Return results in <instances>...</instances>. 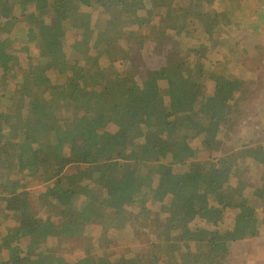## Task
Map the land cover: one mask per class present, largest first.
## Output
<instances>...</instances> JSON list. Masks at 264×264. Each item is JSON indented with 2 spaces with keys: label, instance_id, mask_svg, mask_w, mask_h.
Here are the masks:
<instances>
[{
  "label": "trees",
  "instance_id": "16d2710c",
  "mask_svg": "<svg viewBox=\"0 0 264 264\" xmlns=\"http://www.w3.org/2000/svg\"><path fill=\"white\" fill-rule=\"evenodd\" d=\"M14 1L0 0L16 30L14 40L10 29L0 34V77H10L14 97L23 94L26 108L21 127L13 95L0 96V238L7 243L10 236L12 244L11 249H0V264H62L63 258L29 255L24 241L43 232L52 237L54 230L68 239L85 229L92 233L83 235L91 245L83 255L84 264H264L255 260L254 252L232 250L239 238L242 242L247 235L255 239L262 234L264 167L258 179H245L237 148L254 140L253 128L263 121L259 107L240 101L234 87L228 93L224 90L230 84L225 76L229 62L242 48L259 57L263 52L264 57L260 51L264 33L250 41L245 35L221 39L230 33L223 25L230 9L220 4L222 0L215 4L171 0L165 5L139 0L136 21L110 14L112 8L133 4L131 0H26L19 7ZM196 4L208 8L203 11L207 18L200 14V19L183 24L196 15L192 12ZM53 5L68 20L48 40L57 49L48 47L45 34H38ZM186 10L192 13L184 19ZM174 16L176 26H172ZM160 20L173 28L178 48L173 42L161 44L169 32L164 27L154 32ZM216 22L217 31L208 34ZM199 25L206 30L205 40L197 36ZM112 31L116 35L111 42L97 39ZM213 40L217 41L207 53L189 51L200 41ZM226 42L229 45L224 47ZM122 48L147 60L138 66L114 59L113 73L100 69L101 78L107 79L97 83L96 71L89 72L100 63L96 58L118 57ZM91 55H96L94 61ZM192 57H196L194 67L187 65ZM59 65L68 66L67 72L61 67L60 72L81 91L86 108L60 100L56 83L40 82L44 74L57 72ZM184 82L195 89L193 103L183 95ZM52 90L55 98L49 101L46 94ZM32 104L37 109H28ZM46 106L51 109L49 117ZM29 110L50 128L33 132ZM79 113L83 117L87 113L89 120L77 124L75 136L64 137L59 118ZM110 133L124 142L111 140ZM213 141L222 143V152L209 155ZM242 150L247 156V147ZM262 151L264 155V143H256L248 156L258 161ZM43 175L48 176L39 181L45 184L35 194L26 189L28 178ZM84 211H89L87 219ZM117 225L132 229L133 245L112 240L101 249L93 242L104 235L114 239L111 230ZM254 243L245 248L252 249L246 246Z\"/></svg>",
  "mask_w": 264,
  "mask_h": 264
},
{
  "label": "rangeland",
  "instance_id": "374dc122",
  "mask_svg": "<svg viewBox=\"0 0 264 264\" xmlns=\"http://www.w3.org/2000/svg\"><path fill=\"white\" fill-rule=\"evenodd\" d=\"M25 1L26 0H15L14 4L16 7H19ZM158 1L159 3H163L162 5H165V3L170 2L171 0H158ZM197 1L199 2L200 0H197ZM216 1L217 0H212L211 2L212 4H215ZM131 2L133 4L128 5L125 9L122 7L112 8L110 10L111 17L116 18V16L119 15L123 21L139 20L140 19L139 15L136 13L139 10L138 6H140L139 0H131ZM220 4H222L223 7H227L230 9L229 10L230 12L228 13V17L225 19V22L223 24L224 28H228L230 30V33L223 34L221 36V39L227 38L231 35L235 37L237 36L242 37L245 35V39L250 41L254 38H258L264 33V0H256V2L253 0H222ZM23 6L28 9H31L32 7L31 5H23ZM195 7L196 8L192 12L196 13V15L193 18L184 22L183 24L189 25L194 19H200L199 18L200 14H204L203 11L205 10V6L203 8L200 4H196ZM60 8L61 10H63L62 7ZM207 10L208 8L205 10V12ZM192 12L188 13V10H186V12L182 14V17H184V19H187ZM131 14H135V15L131 17ZM218 14L220 15V17H226V15L223 12H219ZM204 18L205 19L207 18L205 14H204ZM11 20L12 19L10 18V15L5 13V11L2 8V2H0V34L4 33L6 30L9 31L10 29V31L8 32L9 37L10 39L14 40L16 37V30H13ZM177 20H178L177 16H174L172 26L177 25V22H178ZM141 21H144V20H141ZM67 22L68 20L61 18V11L57 9L55 5H53V10L50 16L46 18L45 20H42V23L44 24L38 31V34L46 35V39H47L46 44L48 45V47L57 49L56 45L53 44V42L51 44L48 43V40L53 38L58 33L59 24H65ZM218 24H219L218 22L214 23L213 28L211 29L212 31L209 32L208 34L212 35V33L217 31L216 26H218ZM237 24L241 28H236ZM115 27H116V23L112 29L115 30ZM160 27H164V29H167L169 32L168 36L164 37L165 39L163 40L161 44H165V43L170 44L169 42H173L171 44H173V46H176L174 44L179 43V38H177L176 36H173L175 35V32L172 30L173 28L171 29L169 28L170 27L169 23L167 21L163 22L162 20L156 22L154 32L160 30L161 29ZM242 28L244 29V31ZM200 29H201V32H200ZM202 29H204L203 25H199L196 31L197 33L199 32L200 35H197V36L201 40H205V35L207 33L205 29L204 30ZM240 31H243V32L240 33ZM60 33L62 34L61 31ZM115 35L116 33L112 31L111 33L107 34L105 38H102V34H101L99 38L97 39L100 41V43L102 39H106L108 42H111L113 39H115ZM19 41L20 42H17V43L22 42L20 38H19ZM105 41L102 43L103 46H105L106 44ZM215 41L217 40H213L212 42L200 41L201 45H195L189 51L192 52L193 55L196 54V51L207 53L213 47ZM223 45L224 47H227L229 44L226 42ZM164 47L171 48L169 45H164ZM209 47L210 49L207 50ZM126 48H122L118 51L117 53L119 55L118 57H113L112 54H105V55L100 56L99 58H96V55H93L97 60L100 61V63L93 66L89 72L93 73L94 71H96L95 75L99 78V79H96L98 80L97 83H102V81L104 82L107 79V77L101 78L103 77L102 76L103 70H106V72L111 73V74L113 73V70H114L113 68H116V65L112 62L114 61V59H118L121 62L128 61L138 66H141L147 60V57L146 58L141 57L142 54L137 53L133 55L132 54L133 49L131 51L130 50L127 51ZM175 48H178V45ZM260 51H264V44H263L262 49H260ZM262 53H261V57L254 56L252 55L253 54L252 52L247 51L246 48H242L236 54V56H234L229 62V72H228V75H225L227 77L226 79L230 81L229 86H226L224 88L225 92L228 93L229 87H234L233 91L235 90L237 92L236 96L239 98L240 101L252 104L257 108L259 107V113L257 114H259V117L263 121L262 125L255 126L253 128L254 129L253 135L255 134V131H257V137L254 135V140L251 139L250 143H246L244 144L245 146H240L237 148V152L241 159L240 175H243L245 179H248L249 181H254L258 179L261 174L259 169H263L262 167H264L263 151L258 155V161L248 156L253 153L252 147L254 146V144L264 143V57ZM93 56L91 55L89 57H91L90 60L94 61L95 58ZM195 58L192 57L191 60L187 63V65L189 64L192 67H194L195 61H196ZM152 62H154L155 67H156L158 63V59L154 57ZM17 63H18V60H17ZM60 67L65 72H67L66 70V68L68 67L67 65H59L56 68L57 72H53L52 76L44 74L43 77L39 79L40 82L47 83L48 81H52L54 85L56 83L60 88V96L57 95L60 100L62 99V100L79 103L81 108H86L87 106L85 104L86 98H84L83 95L80 94L81 91L78 90L77 92L76 88L71 86L70 83L67 81V79L62 76V73L60 72ZM100 69L102 72L100 71ZM198 72L200 73V70ZM9 81H10V77H4V76L0 77V96H2L3 94H5V96L7 94L8 95L12 94L14 97L15 92H16V90L14 89L15 86L14 85L9 86L8 85ZM182 84L181 85H182L183 95L186 97V99H188L189 103H193L194 101L193 93L195 92V89L191 86L190 83L184 82ZM197 90L202 91L203 88L197 87ZM25 93H28V92L25 91ZM54 94H56V92L53 90L49 91V93L46 94V97L48 98L49 101L55 98ZM14 98H15V101H13L12 103H15L18 106L17 121L19 124H21L20 126L23 127L25 119H23L22 113L23 111H25V108H26L24 95L23 94L20 95V93L17 92V98L16 96ZM32 107L36 108L32 104L28 107V109ZM44 113L47 115V117L50 116L51 109L49 108V106L44 107ZM110 114L111 113H109V115ZM28 116L31 118L34 117V119L30 121L34 127L33 132H40L42 130L45 131V129H48L51 126V124H48V123H47L48 126L43 125V123L45 122L40 120L39 115L31 112L30 110H29ZM115 119L116 121H114L115 123L114 126H116L117 123L119 122L118 118H115ZM84 120L86 121L89 120V116L87 113L85 114L84 117L81 115V113H79L76 116H72V115H69V116L67 115L66 117L61 116L59 118V123L61 125L60 130L62 131L63 136L64 137L75 136L74 134L75 127H77L78 123ZM49 121L52 122L53 119L50 118ZM112 128L113 127H111V129ZM107 137L116 142H119V141L121 143L124 142V139H121V137L118 136L117 134L110 133L107 135ZM213 144H214V147L209 148V155H215L219 150L222 152L221 142L213 141ZM243 147H247L248 149V151L246 152L247 156H245L242 152ZM247 157H248V161H246ZM248 163H249V166L246 167V164ZM3 167L6 168L5 169L6 173L10 172V168H8L7 166H3ZM113 168H114L113 172L117 173L116 164H114ZM47 176L48 175H43L41 177L34 176V177L28 178L27 181L25 182L26 189L32 191V193L35 194L43 186V183L45 184V182H40L39 179L47 178ZM52 180H55V179H52ZM263 205H261V207ZM253 210H256V209L253 208ZM87 212L89 211H84L86 219H87ZM99 223L106 226L105 222L104 223L99 222ZM261 228H262V234L258 231V233H260L261 236L255 239H250V235H247L245 236V239L242 242H240L241 238H239V243L235 244L232 250L236 251V247H238V248H241L240 249L241 251H245V252L247 251L248 253L254 252L256 254L255 260H260V263H262L264 260V224ZM111 231L115 233L114 239L110 240V237H108L107 235H104L102 237H95L93 239V242L97 243V245H99V248L101 249H107L108 246L110 245V241L112 240H116L118 244H121L123 246L128 245V244L133 245L134 242L132 238L129 239V237L132 235L131 228H119V226L117 225V226H114ZM57 232H58L57 230H54V232L52 233V237L51 236L48 237V234L45 232H43L42 234H35L33 237L24 241V246H26L27 243L29 244V247L25 248V250L27 251L29 255H37L39 253H43V254L51 255L55 259L58 258V260L63 258L65 259V261L62 264H74V263L84 264L83 255L85 252H88L90 250L91 245L88 242H85L83 235L89 236L91 235L92 232L87 231L86 229L83 231H77V233L79 234L75 235L74 237H69L68 239ZM6 240L8 241L7 243L4 241V239L0 238V249L1 248L3 249L12 248V244L10 243L11 241L10 236L6 238ZM251 241H255V243L254 245L253 244L247 245L246 246L247 248L249 247L252 248V249L247 250L245 248V245L247 243H251ZM101 249H99L100 252L102 251ZM100 261L104 262V258H102Z\"/></svg>",
  "mask_w": 264,
  "mask_h": 264
},
{
  "label": "crops",
  "instance_id": "0c3cea01",
  "mask_svg": "<svg viewBox=\"0 0 264 264\" xmlns=\"http://www.w3.org/2000/svg\"><path fill=\"white\" fill-rule=\"evenodd\" d=\"M254 135L257 137V131H255V134Z\"/></svg>",
  "mask_w": 264,
  "mask_h": 264
}]
</instances>
